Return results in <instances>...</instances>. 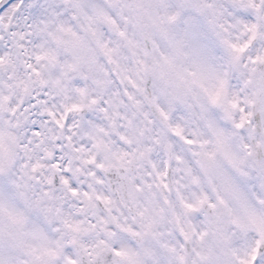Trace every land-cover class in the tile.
Instances as JSON below:
<instances>
[{"label":"clouds","instance_id":"obj_1","mask_svg":"<svg viewBox=\"0 0 264 264\" xmlns=\"http://www.w3.org/2000/svg\"><path fill=\"white\" fill-rule=\"evenodd\" d=\"M83 2L0 0V264L264 249V0H141L131 51Z\"/></svg>","mask_w":264,"mask_h":264},{"label":"snow or ice","instance_id":"obj_2","mask_svg":"<svg viewBox=\"0 0 264 264\" xmlns=\"http://www.w3.org/2000/svg\"><path fill=\"white\" fill-rule=\"evenodd\" d=\"M116 3L118 5L117 12L110 11L100 0H84L82 7L86 13H91L87 16V19L91 23L107 25L117 40L124 42L131 51L136 47V43L123 25L127 24L129 21L135 20L139 14L141 0H116ZM4 7L6 8L7 5ZM19 7H23V5H19ZM78 7H81V5H78ZM93 34L95 35V33ZM101 47L105 55L111 56L118 50L119 46L114 48L110 46V42H104L101 44ZM243 50V48L239 49V51ZM177 134H179L178 131ZM73 187L75 186L73 185ZM67 264H73V262L69 260ZM241 264H264V249H260L259 246H257L249 253L247 260L241 261Z\"/></svg>","mask_w":264,"mask_h":264}]
</instances>
